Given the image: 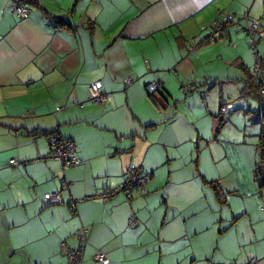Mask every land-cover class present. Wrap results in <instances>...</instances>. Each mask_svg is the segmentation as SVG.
I'll return each instance as SVG.
<instances>
[{"label":"crops","instance_id":"1","mask_svg":"<svg viewBox=\"0 0 264 264\" xmlns=\"http://www.w3.org/2000/svg\"><path fill=\"white\" fill-rule=\"evenodd\" d=\"M28 3L20 18L12 0H0V264H68L60 245L78 248L82 226L83 264H264L253 182L264 121L236 106L240 95L254 97L249 76L230 69L242 62L251 77L253 52L234 25L201 44L234 14L262 22V45L264 0ZM95 82L103 105L89 99ZM153 82L164 85L155 98ZM210 82L222 87L203 100L219 91L218 105L187 97ZM50 136L73 141L83 163L62 171ZM129 166L150 174L147 196L83 200L124 182ZM52 194L60 204L47 203Z\"/></svg>","mask_w":264,"mask_h":264},{"label":"built area","instance_id":"2","mask_svg":"<svg viewBox=\"0 0 264 264\" xmlns=\"http://www.w3.org/2000/svg\"><path fill=\"white\" fill-rule=\"evenodd\" d=\"M13 10L16 15L20 18H28L29 16V3L28 0H12ZM229 25H234L237 29L244 31L248 38V44L252 49L254 56V67L253 75L256 85L259 88L258 92V102L260 105V114H264V53L259 49L257 41V33L262 27V22L258 19H251L246 15L243 19L238 18L234 14H227L218 19L212 26L210 35L202 40L204 44H210L217 42L221 36L224 34L225 29ZM128 83H131V79H128ZM164 87L161 82H153L147 85V91L149 94L156 96L159 91ZM184 93L189 92L190 88L188 86L182 87ZM89 99L95 105H103L108 101L107 94L102 90L101 84L99 82L92 83L88 87ZM73 104L82 106L77 99H73ZM233 109L232 105H227L224 107V112L227 113ZM50 148L52 149V156L57 160L61 166L62 171L67 169L80 166L83 162L82 159L77 155L76 144L67 139H62L58 136L49 137ZM10 164L17 165L16 160L10 161ZM150 175L143 169L135 166H129L126 169V178L124 182L119 184L114 188L107 189L103 192H97L90 198L87 199H100L103 201H108L114 198L118 194H124L126 197L130 198L135 194L140 196H147V185L150 182ZM66 185V184H65ZM50 205L60 204V198L58 194H52L47 200ZM72 209L75 210V204H72ZM264 210V205H263ZM129 225L132 228H137L139 226L138 219L136 217H131L129 220ZM90 231V227L82 226L77 232L76 237L79 240L78 248H71L67 243H62L60 245L61 253L66 256L68 264H83L84 260V248L87 244V235ZM96 260L99 263H105L107 261L104 255H97ZM257 260L253 259L249 264H257Z\"/></svg>","mask_w":264,"mask_h":264},{"label":"rangeland","instance_id":"3","mask_svg":"<svg viewBox=\"0 0 264 264\" xmlns=\"http://www.w3.org/2000/svg\"><path fill=\"white\" fill-rule=\"evenodd\" d=\"M262 42V45H259V49L262 53H264V41H261ZM218 67H220L221 69L224 68L223 65L221 64H218L217 65ZM231 70H234V72L232 73H238L239 72V68L238 67H230ZM236 84V82H234ZM213 86H217V88L219 87H222V84L220 83H217V82H210L208 83V86L204 88V91H202V93H199V94H196L197 96L192 95L193 93L191 94H188V96L185 94V93H182V95L184 96H187L190 98L194 97V101L196 102V100H200V103L203 105L204 102L207 103V105H218V101H219V97H221L219 95V91H216V92H212L208 98V100L204 101L203 100V94L206 92L207 94L211 92V90H213ZM192 89H190L191 91ZM189 91V92H190ZM180 92H181V89H180ZM226 100H230L227 98H225ZM236 106H239L238 104H242V103H246L245 106H248L250 105L251 106V109L253 111H258V114H259V110H260V105L258 103V101H256L254 98H252L251 96H248L247 94H242L240 95V98L239 99H236V101H234ZM205 103H204V107H205ZM264 109V105L262 107ZM252 118L254 117L253 115H250ZM249 123V122H248ZM252 123L250 122V125ZM264 125V124H263ZM257 142V140H256ZM259 142V140H258ZM225 181H223V183H226V182H232V177H228V178H224ZM253 182H254V185L257 187V194L255 195V197L258 199L259 202H261L262 205H264V194L261 193L260 191V186L259 184L256 182L255 180V173L253 174Z\"/></svg>","mask_w":264,"mask_h":264},{"label":"trees","instance_id":"4","mask_svg":"<svg viewBox=\"0 0 264 264\" xmlns=\"http://www.w3.org/2000/svg\"><path fill=\"white\" fill-rule=\"evenodd\" d=\"M257 41H258V45H260L258 39H257ZM201 44L206 45L204 43H201ZM250 49H251V47H250ZM232 64L234 66L238 67L242 72L246 73L247 76H249V79L245 83L246 87H249V89L251 90L250 95H252L258 101L259 88H258V86L255 83L253 72H252L251 77H250V72H248L247 68L243 65L242 62L234 61V63H232ZM253 67H254V65H253ZM146 89H147V87H146ZM245 89H247V88H245ZM149 95H150V97L155 98L154 95H152V94H149ZM230 111H232V110H230ZM226 114H229V112H227ZM259 116L260 117L262 116L263 118H261V119L264 121V114L261 115L260 112H259ZM258 156H259V160H258V163H257V167L255 169V180L260 186L261 193L264 194V131L261 133L260 138H259V142H258ZM210 184L214 185L215 182L210 183ZM216 192H217V195H218V198H219L220 197V191H216ZM219 199L221 200V198H219Z\"/></svg>","mask_w":264,"mask_h":264},{"label":"bare ground","instance_id":"5","mask_svg":"<svg viewBox=\"0 0 264 264\" xmlns=\"http://www.w3.org/2000/svg\"><path fill=\"white\" fill-rule=\"evenodd\" d=\"M261 118H263V117L261 116Z\"/></svg>","mask_w":264,"mask_h":264}]
</instances>
